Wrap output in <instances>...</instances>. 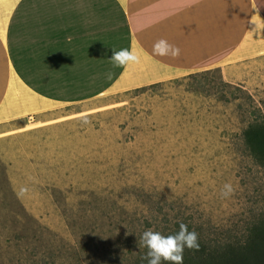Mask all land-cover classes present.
Segmentation results:
<instances>
[{
    "label": "rangeland",
    "instance_id": "obj_1",
    "mask_svg": "<svg viewBox=\"0 0 264 264\" xmlns=\"http://www.w3.org/2000/svg\"><path fill=\"white\" fill-rule=\"evenodd\" d=\"M71 111L91 121L77 137L0 136V264L62 244L83 264H125L148 228L183 222L214 239L264 211V168L242 136L264 120V54L56 110Z\"/></svg>",
    "mask_w": 264,
    "mask_h": 264
},
{
    "label": "crops",
    "instance_id": "obj_2",
    "mask_svg": "<svg viewBox=\"0 0 264 264\" xmlns=\"http://www.w3.org/2000/svg\"><path fill=\"white\" fill-rule=\"evenodd\" d=\"M160 39L179 57L155 56ZM123 48L141 64L113 68ZM263 54L264 0H0V136L77 137L84 113L56 110Z\"/></svg>",
    "mask_w": 264,
    "mask_h": 264
},
{
    "label": "trees",
    "instance_id": "obj_3",
    "mask_svg": "<svg viewBox=\"0 0 264 264\" xmlns=\"http://www.w3.org/2000/svg\"><path fill=\"white\" fill-rule=\"evenodd\" d=\"M243 141L253 160L264 168V120L249 122L242 132ZM198 234V250L185 248L183 264H264V211L251 219L245 229L236 235L218 234L212 239L202 230L190 229ZM179 230V223L161 230L165 235ZM157 231V230H155ZM125 264H148L142 259L147 249L137 244ZM90 264H93V260ZM104 264H120L101 257ZM106 260V261H103ZM35 264H83L73 246L62 244L42 254ZM166 264V262H165Z\"/></svg>",
    "mask_w": 264,
    "mask_h": 264
},
{
    "label": "clouds",
    "instance_id": "obj_4",
    "mask_svg": "<svg viewBox=\"0 0 264 264\" xmlns=\"http://www.w3.org/2000/svg\"><path fill=\"white\" fill-rule=\"evenodd\" d=\"M153 54L159 57L178 58L180 49L168 43L164 39L156 41L153 45ZM113 68L127 69L131 65L141 64V56L135 49L129 50L123 48L119 51L113 50V55L110 59ZM108 79H111L112 73L107 74ZM83 125L91 123L87 116L81 118ZM27 192L26 188H20L18 195L24 196ZM232 192L231 185L225 184L222 190V195L227 196ZM140 244L146 248V254L142 259L147 260L148 264H183V253L185 248L189 250H198V234L193 230L189 231L188 225L179 223V230L174 234L165 235L160 231H155L152 228L145 230L140 238Z\"/></svg>",
    "mask_w": 264,
    "mask_h": 264
}]
</instances>
